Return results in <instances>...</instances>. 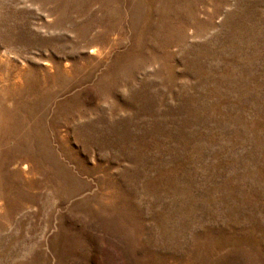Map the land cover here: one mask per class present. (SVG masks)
I'll return each mask as SVG.
<instances>
[{
  "label": "rangeland",
  "instance_id": "374dc122",
  "mask_svg": "<svg viewBox=\"0 0 264 264\" xmlns=\"http://www.w3.org/2000/svg\"><path fill=\"white\" fill-rule=\"evenodd\" d=\"M0 264H264V0H0Z\"/></svg>",
  "mask_w": 264,
  "mask_h": 264
},
{
  "label": "bare ground",
  "instance_id": "6f19581e",
  "mask_svg": "<svg viewBox=\"0 0 264 264\" xmlns=\"http://www.w3.org/2000/svg\"><path fill=\"white\" fill-rule=\"evenodd\" d=\"M25 167V166H24Z\"/></svg>",
  "mask_w": 264,
  "mask_h": 264
}]
</instances>
